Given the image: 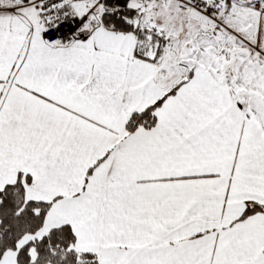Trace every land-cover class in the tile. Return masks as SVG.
Masks as SVG:
<instances>
[{"label":"snow or ice","instance_id":"1","mask_svg":"<svg viewBox=\"0 0 264 264\" xmlns=\"http://www.w3.org/2000/svg\"><path fill=\"white\" fill-rule=\"evenodd\" d=\"M0 264H264V0H0Z\"/></svg>","mask_w":264,"mask_h":264}]
</instances>
